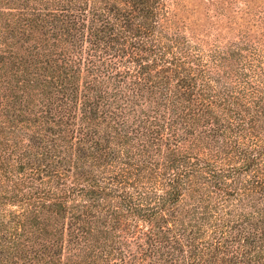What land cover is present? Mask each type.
<instances>
[{"label":"trees","instance_id":"16d2710c","mask_svg":"<svg viewBox=\"0 0 264 264\" xmlns=\"http://www.w3.org/2000/svg\"><path fill=\"white\" fill-rule=\"evenodd\" d=\"M239 1L222 36L184 0H0V264H264V7Z\"/></svg>","mask_w":264,"mask_h":264},{"label":"rangeland","instance_id":"374dc122","mask_svg":"<svg viewBox=\"0 0 264 264\" xmlns=\"http://www.w3.org/2000/svg\"><path fill=\"white\" fill-rule=\"evenodd\" d=\"M184 1H185V4L188 6V8L193 10L192 13L190 14L185 13L186 16L193 17L190 21L189 20L187 21L190 25H193L191 22H194V21H196L197 23L199 22L204 23L207 20L211 21L213 24L221 23L224 25H222L219 34H221L222 36L228 35L227 33L228 31L226 28L227 25H225L227 19L223 16H220L219 14L217 15V13L221 11L220 9L222 7L231 6L233 9V7L237 5L228 4L227 0L226 1L225 0H221V1L215 0L213 3H212V0H184ZM251 1H255V2L257 1L256 6L259 5L261 7H264V0H248L247 3H251ZM239 5L243 11H246L245 3L239 1L237 7H239ZM214 10L216 11V13ZM215 15H217V17ZM210 32L215 33V34L217 33V31H214V29H211Z\"/></svg>","mask_w":264,"mask_h":264}]
</instances>
